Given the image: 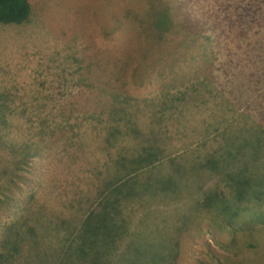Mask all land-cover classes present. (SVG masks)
I'll return each mask as SVG.
<instances>
[{
	"label": "rangeland",
	"instance_id": "rangeland-1",
	"mask_svg": "<svg viewBox=\"0 0 264 264\" xmlns=\"http://www.w3.org/2000/svg\"><path fill=\"white\" fill-rule=\"evenodd\" d=\"M28 1L32 11L28 22L0 23V98L15 101L9 107L7 122L2 123L0 119V138L8 146H13L17 153L27 146H34L39 148L42 156L32 158L28 167L13 155L14 152L0 148V170L7 168L0 175V183L8 177L15 182V186L10 182L8 187L13 185V191L8 193L23 199L22 192L36 190L30 204H44L49 214L45 224L52 227L53 218L50 217L68 214L72 198L77 205H71L80 217L85 204L75 195H82L85 186L95 177L90 170L98 161L103 163V150L98 146L101 127L90 126L96 124L102 115L98 114L101 112L99 107L95 114L81 116L94 109V101L73 99L80 92L77 86L79 76L74 68L79 61L109 65L111 85L118 89L116 92L127 99L128 106L150 105L142 110L144 117H148L155 110L152 105H162L158 90L165 93L168 89L162 86L163 79L134 85L128 79V71L133 66L171 63L168 40L156 45L154 56L149 50L159 34L157 25L166 9L164 12L171 14L176 21L184 24L197 22L192 27H197L211 41L218 34L219 40L223 38L224 46L221 53L217 54L219 46L218 51L213 47L214 54L205 55L209 59L202 64L201 70L200 65L187 59L188 53L194 49H181L175 69L181 68L179 74L188 77V89H172L175 96L173 108L166 105L156 109L157 113L163 112L166 125V136L159 137L156 153L167 152L169 157L163 159V164H160L161 160L154 173L143 174L146 178L140 181L155 191L170 188L172 197L177 198L163 204H157L155 200L151 203L145 201L146 208L137 215H141L144 222L140 225L141 221L136 217L128 223L131 231L135 227L137 232L141 231L137 237L141 264H150L149 259H153L154 264H264V185L256 187L259 195L251 200L252 189L239 192L241 197L249 199H237L236 208L234 203L222 212L212 207L204 208L195 203L202 198H195V193L202 183L209 186L218 178L205 174L190 176L191 167L198 168L200 157L195 155L198 149L188 150V146L199 141L202 126L211 115L224 114L235 122L236 114L234 110L227 112L221 93L233 98L231 104L236 105L237 102L253 103L256 100L254 95L258 94L256 86L264 88L262 83L256 84L255 76L245 77L246 71H252V67L264 72V0ZM252 22L254 31H250ZM242 30L248 35L240 37L238 34ZM187 31L188 28L183 33ZM205 41L198 38L196 43ZM246 49L249 52L245 53ZM228 68L231 71L223 74L221 70ZM194 71L197 73L193 75ZM167 81L168 78L165 83ZM197 90L207 100L206 104L200 105L201 109H194L190 101ZM154 97L156 99L151 101ZM106 102L117 103L111 97ZM140 113L137 108L131 114L136 118ZM66 116L68 122L76 124L73 130L79 133L84 148H75L76 158H73L71 153L64 154L63 147L57 145L53 151L56 156L49 160L46 148L50 141H58L53 135ZM203 118L205 123L202 125ZM141 124L145 128L149 126L145 120ZM210 142L208 145L212 147L214 143ZM23 143L26 146H21ZM13 166L18 167L19 173H25L28 168L24 177L28 175L32 184H25L23 174L13 175ZM160 193L163 196V192ZM234 215L235 225L225 226L224 220ZM12 218L11 209H0V223ZM143 239L149 244L142 245ZM132 243L136 244L134 240ZM45 245L56 247L51 232H48Z\"/></svg>",
	"mask_w": 264,
	"mask_h": 264
},
{
	"label": "trees",
	"instance_id": "trees-1",
	"mask_svg": "<svg viewBox=\"0 0 264 264\" xmlns=\"http://www.w3.org/2000/svg\"><path fill=\"white\" fill-rule=\"evenodd\" d=\"M165 10L157 25L160 29L159 34L156 40L151 42L149 50L150 55L154 56L157 52L156 45L162 40H168L171 63L133 66L128 71L130 76L128 79H131L134 85H142L146 81L150 83L154 81L153 79H163L162 86L168 90L163 93L159 89L157 92L162 105H152L155 110L148 117H144L145 113L142 110L145 107L148 109L150 105L147 107L146 104L140 103L134 107L128 106L127 99L121 93H117L118 89L111 85L112 72L109 65H94L79 61L74 72L79 76L77 86L80 92L73 99L94 101V109L89 113L83 112L82 117L95 114L99 107L101 109L98 114L102 115V118L90 126L101 127L102 134L99 136L98 146L100 150H103V163L100 161L96 163L90 170L91 174L95 173V177L89 185L85 186L82 195L80 193L75 195V198H82L81 202L85 204V208L81 210V218L71 205V203L77 205V201L72 198L68 204V214L59 213L50 217V219L53 218V227L45 224L49 220V214L44 204L34 203V206L30 204L35 198L36 190L22 192L23 199L15 198L8 193L13 191L14 180L8 177L9 179L1 182L0 209H11L13 218L8 222L0 223V264H141L140 243L137 239L141 231L137 232L136 227L131 231L128 223L138 214H142L146 208L145 201L151 203L155 200V203L163 204L177 198V196L172 197L170 188L155 191V188L143 186V182L140 181L146 178L143 174L154 173L158 165L165 163L163 159L169 157L167 152L160 155L156 153L160 145L159 137L166 136L164 134L165 116L162 111L157 113L156 109L166 105L173 108L175 96L172 89H188V77L183 78V75L179 74L181 68L175 69L181 49H194L193 52L188 53L187 59L192 64L200 65L199 70H201L202 64L209 59L205 58V55L214 54L213 47L218 51L219 46L217 54L221 53L224 46L223 38L220 37L219 40L218 34L211 41L197 27H192L197 22L181 23L172 18L171 14L164 12ZM31 12V4L28 0H0V23L2 24L26 23ZM186 28L188 31L183 33ZM254 28L252 22L250 31H254ZM191 34L195 36H190ZM238 35L243 37L248 34H244L242 30ZM198 38L206 41L198 44L196 43ZM206 49L212 50L208 52ZM244 52L249 51L246 49ZM83 59L85 61L86 58ZM244 66L247 67V64ZM197 71L192 72L193 75ZM221 71L226 75L231 68ZM113 74L115 75L116 72ZM249 76H255L256 84L262 83L264 86V72H261L259 68L252 67V71H246L245 77L249 78ZM167 78L168 81L165 83ZM202 78L204 79V76ZM114 80L116 81L117 78ZM256 91L258 94L254 95L256 100L253 103L237 102L236 105L231 104L233 98L221 93V100L227 112L234 110L236 114L235 122L232 123L230 117L224 114L211 115L206 123L205 118L201 119V124L205 123L202 126L203 133L199 135V141L196 140L193 146H188V150L198 149L195 155L200 157L198 168L191 167L190 176L205 174L207 177L218 178L217 182L209 186L202 183L195 193V198L202 197L195 203L204 208L212 207L222 212L232 203L236 208L237 199L240 201L249 199L241 197L239 192L252 189L251 200L259 195L256 194V187L264 185V166L261 165L264 163V159H261L264 157V88L260 89L256 86ZM108 97L117 103H107ZM155 99L154 97L151 101ZM190 101L194 109H201L200 105L207 103L198 90L191 95ZM13 103H15L13 99L0 98L2 123L7 122L6 116L10 115L9 107ZM16 105L19 103L16 102ZM137 108L141 113L134 118L131 113ZM141 116L143 118H140ZM68 119L69 117L66 116L53 135L58 138V141H50L46 148L49 160L56 156L53 151L58 147L57 145L63 147L64 154L71 153L73 158H76L75 148L78 146L84 148L80 143L79 133L73 130L76 124L68 122ZM144 120L149 125L147 128L141 124ZM0 141V148L14 152L13 155L19 157L28 167L31 166L32 158L42 156L38 147L27 146L17 153L13 150V146H8L7 142L1 138ZM208 142L214 145L211 147ZM21 146L26 144L23 143ZM170 157H172L171 154ZM161 160L162 163H160ZM257 164L259 168L255 169ZM6 170L7 168L0 170V175ZM11 170H14L13 175L23 174L22 177L28 173V168L25 173H19L17 166H13ZM23 179L25 184L33 182L28 175ZM10 182L13 184L11 188L8 187ZM160 192H163V196ZM164 197L166 200L161 201ZM157 198H160V201ZM235 215L233 218L224 220L225 226L235 225L233 220ZM137 219L141 221L140 225L144 222L141 215ZM48 232L54 236L55 248L45 245ZM133 240L136 244L132 243ZM141 244L146 246L149 243L143 239ZM147 262L155 263L153 259Z\"/></svg>",
	"mask_w": 264,
	"mask_h": 264
}]
</instances>
